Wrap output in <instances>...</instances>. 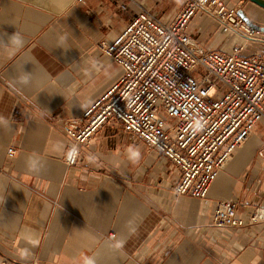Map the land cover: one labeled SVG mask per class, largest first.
<instances>
[{
	"label": "crops",
	"instance_id": "0c3cea01",
	"mask_svg": "<svg viewBox=\"0 0 264 264\" xmlns=\"http://www.w3.org/2000/svg\"><path fill=\"white\" fill-rule=\"evenodd\" d=\"M223 1L264 27L263 8ZM185 2L0 0V117L7 121L0 122V264H264V221H249L264 208V122L205 198L175 195L177 168L113 120L82 147L78 165L64 163L60 125L123 75L97 44L112 41L142 8L170 23ZM187 32L209 51L228 53L242 42L203 11ZM241 54L264 62V33ZM130 148L140 151L139 163ZM217 201L235 202L245 226L212 228Z\"/></svg>",
	"mask_w": 264,
	"mask_h": 264
},
{
	"label": "built area",
	"instance_id": "2783aa9c",
	"mask_svg": "<svg viewBox=\"0 0 264 264\" xmlns=\"http://www.w3.org/2000/svg\"><path fill=\"white\" fill-rule=\"evenodd\" d=\"M200 11L242 42L228 53L201 46L187 32ZM236 11L223 0H186L176 18L165 23L142 8L112 41L99 42L98 49L122 67L123 75L60 125L67 141L66 167L78 165L82 147L113 120L177 168L175 195L205 198L254 126L264 122V62L257 54H241L262 33L247 26ZM73 148L78 157L71 161L67 155ZM15 153L7 148V157ZM259 153L264 155V147ZM249 221H264V208H256ZM210 225L231 230L245 223L235 202L217 201Z\"/></svg>",
	"mask_w": 264,
	"mask_h": 264
},
{
	"label": "clouds",
	"instance_id": "9594fccd",
	"mask_svg": "<svg viewBox=\"0 0 264 264\" xmlns=\"http://www.w3.org/2000/svg\"><path fill=\"white\" fill-rule=\"evenodd\" d=\"M17 36H18V33L13 35L12 42L16 43V44H19L20 41L16 38ZM0 122L7 123V121H4L2 117H0ZM197 127H199V125ZM129 153H130V159H131L132 163L133 164L139 163L140 151L138 149L133 150V149L130 148L129 149ZM77 157H78V152H77V150L75 148H73L67 155V159H69L71 161H74ZM30 243L33 246H37L39 244V239L30 240ZM122 246L123 245H121V247ZM19 255L21 256L22 259H26L28 257V255H29V253H28L27 250H19ZM85 264H93V261L91 259L85 258Z\"/></svg>",
	"mask_w": 264,
	"mask_h": 264
},
{
	"label": "water",
	"instance_id": "95a60500",
	"mask_svg": "<svg viewBox=\"0 0 264 264\" xmlns=\"http://www.w3.org/2000/svg\"><path fill=\"white\" fill-rule=\"evenodd\" d=\"M252 3L258 5L259 7L264 9V0H249ZM236 14L243 20V22L249 26L252 30L259 31L261 33H264V27L257 25L253 23L242 10H237Z\"/></svg>",
	"mask_w": 264,
	"mask_h": 264
},
{
	"label": "rangeland",
	"instance_id": "374dc122",
	"mask_svg": "<svg viewBox=\"0 0 264 264\" xmlns=\"http://www.w3.org/2000/svg\"><path fill=\"white\" fill-rule=\"evenodd\" d=\"M146 10H147V9H146ZM170 123H171V124H173V123H174V120H173V119H171V120H170Z\"/></svg>",
	"mask_w": 264,
	"mask_h": 264
}]
</instances>
